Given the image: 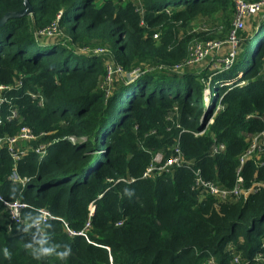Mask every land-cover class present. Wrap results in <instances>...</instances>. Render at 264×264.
I'll use <instances>...</instances> for the list:
<instances>
[{"label": "trees", "instance_id": "obj_1", "mask_svg": "<svg viewBox=\"0 0 264 264\" xmlns=\"http://www.w3.org/2000/svg\"><path fill=\"white\" fill-rule=\"evenodd\" d=\"M29 2L31 14L0 26V85L12 86L1 134L26 126L38 136L17 167L0 149V195L27 205L12 225L0 200V264H228L264 252V187L254 188L264 182V153L240 168L264 131V12L251 32L237 30L242 51L225 68L215 55L187 60L195 42L229 40L232 0ZM24 7L0 0V19ZM53 23L55 40L39 34ZM178 142L191 163L144 178L154 155L170 157ZM216 142L226 149L213 155ZM41 143L51 144L42 160ZM198 169L227 188L241 178L251 191L225 201L201 195ZM40 209L56 218L43 232L32 227ZM88 221L86 236L64 226L81 232Z\"/></svg>", "mask_w": 264, "mask_h": 264}, {"label": "built area", "instance_id": "obj_2", "mask_svg": "<svg viewBox=\"0 0 264 264\" xmlns=\"http://www.w3.org/2000/svg\"><path fill=\"white\" fill-rule=\"evenodd\" d=\"M232 1L235 3L237 10L234 21V29L230 34L231 38L232 37L234 38L236 36L237 30H239L244 26L245 19L248 16L256 15L260 13L262 10H264L263 9L264 0H261L259 2H247L245 0H232ZM57 27H58L57 23H53L51 26L42 29L39 32V34L44 37H53L55 35H58ZM221 45L222 42H218L214 40H210L207 42H195L194 45L190 47V54L187 60V64L195 65L204 62L209 57L214 56L217 50L221 47ZM95 52L101 53L104 52V49L101 48L96 49ZM232 62L233 60L231 61L229 57L221 61V63H224L225 68H229ZM179 66L181 65H178V67ZM214 68L217 69L219 68V66L214 65ZM15 84L19 85L20 81L17 79L15 81ZM10 90H12V86L0 85V149L7 148V150L10 152L11 156L13 157L15 166L17 167L18 162H20L23 159V157L27 154L29 150L33 149L32 142L38 140V136L29 127L26 126H23L16 135H9L6 133L1 134V127L3 124L1 117L2 106L5 103L8 104L11 103V100L6 95V93ZM31 96L34 99H38L39 104L43 105L44 97L42 96V94L33 93L31 94ZM17 118H19V112L16 108H14L11 110L7 119L12 121ZM50 145H51L50 143L47 144L41 143L35 149V153L39 156L40 160L44 159L49 154ZM225 149L226 146L224 144L216 142L212 148V154L213 155L219 154L221 152H224ZM262 153H264V131L257 133L251 138L249 147L242 154L240 158V164H241L240 168H242L243 165L249 159H252L256 156H260ZM190 163H191L190 161L185 159V156L178 142L176 145H174L173 154L170 157L166 158L163 153L155 154L151 164L147 168L143 177L144 178L154 177L155 175L157 176L158 174H162L163 172H169L175 166L182 167L185 164L189 165ZM195 175H196V181L194 188H196L197 190H201L200 193L201 195L202 194L212 195L215 198H217L219 201H225L229 198H239L242 195L247 196L251 191V190H245L243 186V180L241 178L238 180L236 186H234L233 188H227L214 181L204 179L199 169L195 172ZM11 179L14 182L23 184L24 186L29 181L28 178H22L16 172L11 176ZM130 181H134V178L130 179ZM260 187H264V182L257 183L254 188H260ZM0 200H3V202L8 208L12 225L22 224L23 223L22 213L23 210L27 208V205L19 200L13 202H6L1 195H0ZM90 209L92 215L93 212L95 211L94 203L91 204ZM39 212H40V220L36 223H33L32 227L43 232V225L51 220H55L56 218L47 209H40ZM64 226L67 229V231L71 234V236H75V235L86 236L87 230L91 228V222L88 221L86 223L85 229L82 230L81 232H75L70 230L69 225L66 222H64ZM10 228L12 227L10 226ZM262 247H264V243L262 244ZM262 261H264V252H258L252 258V260H248V259L243 260L242 255L237 254L232 258V260L228 264H255V262L256 264H260ZM207 263L218 264L214 257H211Z\"/></svg>", "mask_w": 264, "mask_h": 264}, {"label": "rangeland", "instance_id": "obj_3", "mask_svg": "<svg viewBox=\"0 0 264 264\" xmlns=\"http://www.w3.org/2000/svg\"><path fill=\"white\" fill-rule=\"evenodd\" d=\"M263 12L264 11L262 10L259 13L258 16L254 17V18H251V19L249 18L250 16H248L245 19L244 27H242L243 30L244 31H247V32H251L252 31L253 23L254 22H257V19L258 20L260 19V17L262 16L261 14ZM217 23H218V26H222V21H221V18L220 17L217 18ZM258 23H259V21H258ZM258 23H257V25H258ZM221 30H222V28H221ZM52 40H55V36L53 37ZM239 41H240V39H239V37H237V34H236V36L234 38L233 37L231 38V36H229V40H225L224 42H222L221 47L217 50V52L215 53V56L213 57V59L215 58V60H216L217 63H221L222 60H224L225 58L229 57L231 59V61H232L233 60V57L236 58L237 55L242 51V47L239 44ZM207 61L208 60H206V62ZM109 82H110V80L108 79V83ZM209 85H210V82H208L207 88H206V91H205L206 94H207V97H206L205 102L209 99L208 97H210V86ZM22 146H23V144H22Z\"/></svg>", "mask_w": 264, "mask_h": 264}, {"label": "water", "instance_id": "obj_4", "mask_svg": "<svg viewBox=\"0 0 264 264\" xmlns=\"http://www.w3.org/2000/svg\"><path fill=\"white\" fill-rule=\"evenodd\" d=\"M24 8L17 12H9L0 19V26L4 25L10 18H17L24 15H29L33 11V7L29 0H24Z\"/></svg>", "mask_w": 264, "mask_h": 264}, {"label": "clouds", "instance_id": "obj_5", "mask_svg": "<svg viewBox=\"0 0 264 264\" xmlns=\"http://www.w3.org/2000/svg\"><path fill=\"white\" fill-rule=\"evenodd\" d=\"M67 255V254H66Z\"/></svg>", "mask_w": 264, "mask_h": 264}]
</instances>
